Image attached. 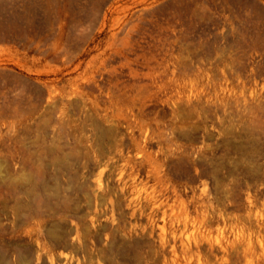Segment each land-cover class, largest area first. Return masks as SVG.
Masks as SVG:
<instances>
[{
    "label": "rangeland",
    "instance_id": "1",
    "mask_svg": "<svg viewBox=\"0 0 264 264\" xmlns=\"http://www.w3.org/2000/svg\"><path fill=\"white\" fill-rule=\"evenodd\" d=\"M263 116L264 0H0V205L96 264H264Z\"/></svg>",
    "mask_w": 264,
    "mask_h": 264
},
{
    "label": "bare ground",
    "instance_id": "2",
    "mask_svg": "<svg viewBox=\"0 0 264 264\" xmlns=\"http://www.w3.org/2000/svg\"><path fill=\"white\" fill-rule=\"evenodd\" d=\"M27 180L28 178L6 179L1 184L7 196L0 205V264H96V256L101 253L98 251L96 255V246L90 247V240L88 243L93 231L85 224L82 214H79L81 217L70 215L68 209L58 212L54 210L58 203L45 196L34 194L33 198L24 199L20 186ZM32 193V188L27 190V194ZM68 204L64 203L65 208ZM4 221L11 228L5 226ZM18 222H21L20 227L17 226ZM68 222L76 226L80 223L81 227L74 226L75 231L72 227H61V224ZM98 243L97 245L100 244ZM110 249L108 247L102 250L108 263L112 260ZM75 255L80 256L76 259Z\"/></svg>",
    "mask_w": 264,
    "mask_h": 264
}]
</instances>
